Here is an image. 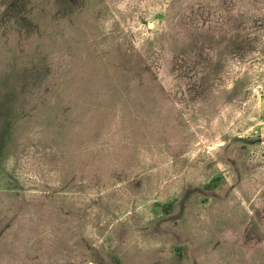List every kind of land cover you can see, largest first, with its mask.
<instances>
[{
    "label": "rangeland",
    "instance_id": "1",
    "mask_svg": "<svg viewBox=\"0 0 264 264\" xmlns=\"http://www.w3.org/2000/svg\"><path fill=\"white\" fill-rule=\"evenodd\" d=\"M0 264H264V0H0Z\"/></svg>",
    "mask_w": 264,
    "mask_h": 264
}]
</instances>
